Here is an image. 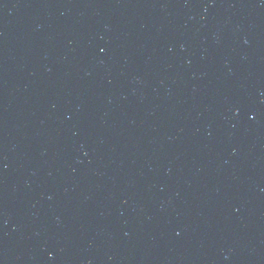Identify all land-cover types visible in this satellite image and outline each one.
Masks as SVG:
<instances>
[{
    "label": "water",
    "instance_id": "obj_1",
    "mask_svg": "<svg viewBox=\"0 0 264 264\" xmlns=\"http://www.w3.org/2000/svg\"><path fill=\"white\" fill-rule=\"evenodd\" d=\"M120 67L214 264H264V0H75Z\"/></svg>",
    "mask_w": 264,
    "mask_h": 264
}]
</instances>
